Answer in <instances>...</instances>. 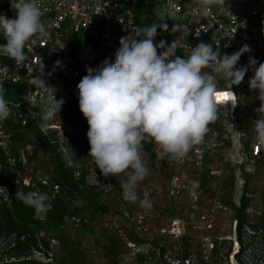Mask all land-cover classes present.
Listing matches in <instances>:
<instances>
[{
  "label": "built area",
  "instance_id": "obj_1",
  "mask_svg": "<svg viewBox=\"0 0 264 264\" xmlns=\"http://www.w3.org/2000/svg\"><path fill=\"white\" fill-rule=\"evenodd\" d=\"M0 6V15L16 18L11 0H0ZM40 7L45 31L26 44V60L20 65L13 59L4 62L10 57L0 53V85L4 89L6 85L28 88L18 104L7 101L11 115L0 122L4 155L0 171L12 175L14 187L0 185V203L11 206L20 200L16 198L19 190L49 194L51 209L38 215L39 223H47L56 199H63L62 187L55 181L52 166L42 167L26 152H15V126L27 127L30 119L43 116L46 104L55 98L63 100L61 112L57 107L47 128L40 127V131L64 156L86 153L90 148L87 134L78 139V127L67 119L65 109L78 99L77 85L87 67L96 68L106 58L114 61L121 37L166 23L168 28L158 29L154 43H174L177 56L186 58L201 42L210 43L219 56L248 45L252 51L241 56L237 67H248L249 57L264 63V0H214L206 9L202 0H40ZM138 8L146 11L138 13ZM175 25L178 27L172 31ZM3 42L0 36V44ZM217 63L203 69L216 76L218 111L201 143L180 159L161 155L162 149L150 139L144 142L153 144L152 156L141 146L148 175L136 190L141 200L147 194L151 205L155 201L165 205L154 211L137 201L136 207L120 216L130 227L99 212L103 229L122 242L125 252L121 256L130 264H264V221L241 223L237 217L245 198L246 213L264 218V144L257 141L252 125L260 118L256 109L261 102L256 99L258 92L249 86L254 72L249 67L244 80L233 85L216 73ZM222 93L227 97L219 95ZM226 167L234 170L236 180L232 203L209 186ZM73 177L83 182L80 190L95 192L103 201L117 192L111 176L105 177L91 156L78 159ZM193 180L199 182L195 198L190 195ZM92 222L89 215L67 213L58 229L78 231ZM32 237L38 243L43 239L49 243V248L41 247L32 255L46 264L54 263L57 241L40 231L33 236L16 231L0 235V252L17 251Z\"/></svg>",
  "mask_w": 264,
  "mask_h": 264
},
{
  "label": "clouds",
  "instance_id": "obj_2",
  "mask_svg": "<svg viewBox=\"0 0 264 264\" xmlns=\"http://www.w3.org/2000/svg\"><path fill=\"white\" fill-rule=\"evenodd\" d=\"M202 2L206 9L214 0ZM11 7L16 18L0 15V35L7 41L0 45V53L20 65L26 60V44L45 31L43 12L40 0H11ZM167 28L166 23L153 24L121 37L114 61L106 58L96 68L87 67V74L77 85L79 109L89 126L88 156L105 177L126 174L127 179L120 181L123 198L132 203L139 201L145 209L151 208V202L147 194L141 200L136 190L148 175L140 154L142 143L150 139L162 149L161 155L176 159L183 158L194 145L201 143L218 111L216 76L203 72L210 63L218 62L216 73L233 85H239L251 67L254 75L249 86L258 92L256 99L261 102L256 109L260 118L252 125L257 141L264 144V63L249 57L248 67H237L241 56L252 51L251 47L244 45L230 55L219 56L210 43L201 42L185 58L173 51L174 43H154L158 29ZM158 49L163 51L158 54ZM63 103L55 98L44 106L42 130L54 118L57 107L61 112ZM10 115L5 89L0 85V122ZM67 163L73 164L71 160ZM198 187V181H191L193 198ZM16 198L33 207L37 215L51 209L47 193L19 190Z\"/></svg>",
  "mask_w": 264,
  "mask_h": 264
},
{
  "label": "trees",
  "instance_id": "obj_3",
  "mask_svg": "<svg viewBox=\"0 0 264 264\" xmlns=\"http://www.w3.org/2000/svg\"><path fill=\"white\" fill-rule=\"evenodd\" d=\"M1 8V6H0ZM146 9L138 8V13L145 12ZM3 37V35H0ZM4 39V37H3ZM90 42V41H89ZM7 41L4 39L3 44H6ZM2 45V44H0ZM12 60V58L4 59V62ZM28 90L27 87H21V86H14V85H6L5 87V93L6 97L5 99L12 104H18L22 101L23 95L25 91ZM66 112L65 115L67 119L74 125L78 126L79 134L78 139H81V135L87 134L88 131V123L86 124L87 120L83 116L82 112L79 109V102L78 99L75 98L72 103L68 104L66 106ZM35 112L39 113V109L35 108ZM42 123V117L37 115L36 117H33L29 120V125L27 127L22 126H15L16 135L14 136V148L15 152L19 155L20 151L26 150L27 146L30 144H33L34 150L32 154H28V158L30 160L37 161L36 156L39 155V153L44 154H51V159L49 160V163H51L53 169V175L55 177V181L61 185L62 187V194L63 199H56L54 204V209L49 215V221L54 222H61L62 218L67 213H77L81 214L84 206L87 207V204H78L76 203L78 196L82 193H87L89 196H93L96 199L101 200L102 204L97 203L96 209L93 210L91 213V216L93 218L94 215L98 214L99 212H108V208L105 207L106 203L105 201L107 198H109V195L104 201L101 199L100 195H98L95 192L88 191L86 189L80 190L79 185H81L82 181H76L73 177V168L74 165L78 161L77 154L70 155V156H64L60 151H58L57 148H55L53 145L50 144V142L44 138L42 132L40 131ZM143 146L147 148L150 155L152 156V149L153 144L143 142ZM90 148L87 149L86 153L89 154ZM71 160L73 162L72 166H68L67 161ZM4 164V155L0 151V165ZM231 188L234 187V175L233 170L231 174ZM0 185H7L10 187V189H14L13 187V177L12 175L7 172L6 170L0 171ZM68 188V196L65 197L64 195V189ZM77 190L78 194L74 195L73 192ZM123 192V190L121 189ZM222 199L227 201L228 203H232V194L228 196V198L225 195H220ZM231 197V198H230ZM264 197V196H263ZM132 207L130 209H133L137 206L136 203H132ZM248 208V201L244 198L243 200V208L238 210L237 217L240 220L241 223H246L247 219L246 217L248 214L246 213V210ZM0 215L3 217L4 225L0 227V233L2 234H8L15 231H31V226L39 223L38 215L35 212V209L33 207L27 206L24 204L21 200H15L14 203L9 206L3 203H0ZM261 218V223L264 221L263 217Z\"/></svg>",
  "mask_w": 264,
  "mask_h": 264
},
{
  "label": "rangeland",
  "instance_id": "obj_4",
  "mask_svg": "<svg viewBox=\"0 0 264 264\" xmlns=\"http://www.w3.org/2000/svg\"><path fill=\"white\" fill-rule=\"evenodd\" d=\"M88 122H86L87 124ZM78 127V126H77ZM34 146L33 144H30L27 146L26 150L24 152L28 154H32ZM23 151H20L19 155ZM51 154H44V153H39L37 158V162L42 166V167H48L52 166L51 163H49V160L51 159ZM78 159H84L86 160L89 156L87 153L84 154H77L76 155ZM232 168L231 167H226L221 169V175L219 178L213 180L209 186L215 190L216 193H219V195H225L227 198L234 192V187H235V176H234V187L231 188V174H232ZM233 175H234V170H233ZM158 176V175H157ZM156 177V180L158 177ZM127 179L126 174L121 173L119 174L118 177L111 176V180L117 187V192L109 196L107 200L105 201L106 206L108 208V212L106 213L107 215L111 217H115L117 219H121L120 216H122L125 212L129 211L130 208L132 207L131 202L124 200L123 195L121 194V187H120V181H125ZM68 188L64 189V195L65 197L68 196ZM231 198V197H230ZM229 199V198H228ZM76 203L78 204H87V207L84 206L81 214L85 215H91L93 210L96 209L97 203H101V200L96 199L93 196H89L87 193L80 194L77 198ZM165 205L164 202H159L155 201L152 205V208L154 211L159 209L161 206ZM104 213V212H103ZM248 224H258L261 223V218L257 216L255 213L253 214H248L246 217ZM4 225L3 217L0 215V227ZM48 225L53 226L52 223H37L36 227L33 229L34 232H39L42 229L47 230ZM49 248V243L46 240H42V242L38 243L37 240H33L32 242L29 243L27 247H25L28 251H35L36 253L40 252V248ZM8 251H1L0 252V261H3L7 256H8ZM55 253V263L53 264H125L129 260H127L126 257L123 256H116L114 258H106V259H93L90 258L84 253H76L75 251H66L64 254L60 251V248L57 247L56 250H54Z\"/></svg>",
  "mask_w": 264,
  "mask_h": 264
},
{
  "label": "crops",
  "instance_id": "obj_5",
  "mask_svg": "<svg viewBox=\"0 0 264 264\" xmlns=\"http://www.w3.org/2000/svg\"><path fill=\"white\" fill-rule=\"evenodd\" d=\"M119 221L130 227V224L126 223L122 217ZM49 223H52L53 226L48 225L47 230L41 228L40 232L45 233L49 238L56 239L57 244L54 250L59 247L63 254L69 250L80 254L84 253L93 259H106L121 256L125 252L122 242L115 235L109 234L103 229L99 213L93 216L90 226L78 231L63 233L58 229L60 222L49 221Z\"/></svg>",
  "mask_w": 264,
  "mask_h": 264
},
{
  "label": "flooded vegetation",
  "instance_id": "obj_6",
  "mask_svg": "<svg viewBox=\"0 0 264 264\" xmlns=\"http://www.w3.org/2000/svg\"><path fill=\"white\" fill-rule=\"evenodd\" d=\"M36 225L37 224L31 226V231H28V232L16 231V232L29 233V234H32V236H33L36 234V232L33 231V229L36 227ZM0 235H4V234L0 233ZM33 240H36V238L35 237L30 238L25 244H23L19 248V250L14 251V252H8L7 253L8 256L3 261H0V264H46L43 261L38 260L34 255H32L33 251L23 252L22 249H26L25 247H27L29 245V243L32 242ZM54 263H55V259H54Z\"/></svg>",
  "mask_w": 264,
  "mask_h": 264
},
{
  "label": "snow or ice",
  "instance_id": "obj_7",
  "mask_svg": "<svg viewBox=\"0 0 264 264\" xmlns=\"http://www.w3.org/2000/svg\"><path fill=\"white\" fill-rule=\"evenodd\" d=\"M219 95L227 97L228 94L227 93H222V94H219Z\"/></svg>",
  "mask_w": 264,
  "mask_h": 264
}]
</instances>
